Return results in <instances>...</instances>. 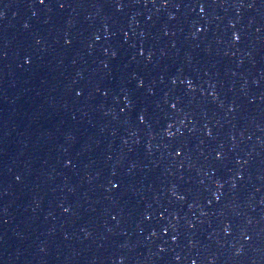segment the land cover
Wrapping results in <instances>:
<instances>
[{"label":"water","instance_id":"water-1","mask_svg":"<svg viewBox=\"0 0 264 264\" xmlns=\"http://www.w3.org/2000/svg\"><path fill=\"white\" fill-rule=\"evenodd\" d=\"M193 262L264 264V0H0V264Z\"/></svg>","mask_w":264,"mask_h":264},{"label":"snow or ice","instance_id":"snow-or-ice-1","mask_svg":"<svg viewBox=\"0 0 264 264\" xmlns=\"http://www.w3.org/2000/svg\"><path fill=\"white\" fill-rule=\"evenodd\" d=\"M40 3L43 4V3H44V0H40ZM63 6H64L63 4H60V7H63ZM203 10H204V9L201 8V11H203ZM234 35H235V34H234ZM98 38H99V37H98ZM235 39H236V40H239V39H240L239 35H235ZM141 54H142V53H141ZM77 94H79V93H77ZM172 107L175 108V104H173ZM140 119H141V121H142V120H143V117L141 116ZM17 179H19V177H17ZM113 186L116 187V185H113ZM217 199H219V197H217ZM65 211H68V209H65ZM245 238H246V239H250V237H248V236H245ZM172 239H175V236H173ZM193 264H194V262H193Z\"/></svg>","mask_w":264,"mask_h":264},{"label":"clouds","instance_id":"clouds-1","mask_svg":"<svg viewBox=\"0 0 264 264\" xmlns=\"http://www.w3.org/2000/svg\"><path fill=\"white\" fill-rule=\"evenodd\" d=\"M237 254H239V249H237Z\"/></svg>","mask_w":264,"mask_h":264}]
</instances>
